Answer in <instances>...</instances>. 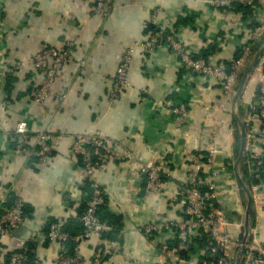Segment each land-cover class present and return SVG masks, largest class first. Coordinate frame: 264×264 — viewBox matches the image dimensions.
<instances>
[{
  "label": "crops",
  "instance_id": "0c3cea01",
  "mask_svg": "<svg viewBox=\"0 0 264 264\" xmlns=\"http://www.w3.org/2000/svg\"><path fill=\"white\" fill-rule=\"evenodd\" d=\"M95 1L0 0V201L9 191L23 199L25 209L20 227L0 241L2 260L21 241H27L33 257L27 264H57L59 246L46 240L45 234L51 222L64 224L76 218L86 197L84 174L71 147L75 135L88 131L103 134L117 143L114 151L128 150L135 159L123 162L110 155L104 163L98 177L104 194L101 217L117 218L113 230L119 233L113 234V240L112 236L93 235L81 241L79 264H157L159 245L167 243L172 233L146 236L142 228L182 220L179 187L187 179L197 138L204 155L207 144L216 148L211 168L217 173V208L230 222L244 221L247 197L238 178L248 188V156L244 148L234 168L240 128L231 100L250 63L236 78L230 101L219 85L181 69L163 46L133 53L129 88L113 100L111 81L123 51L146 38L156 10V20L162 25L171 23L187 52L206 56L223 69L247 45L252 61L264 43V11L257 6L212 7L210 0H113V8L102 17L93 13ZM250 33L259 34L258 41L251 43ZM67 42L73 43L71 58L58 72L45 105L39 107L32 101L31 88L34 82H41V74L28 64L17 71L11 68L45 48H61ZM263 66L264 51L235 103L243 126L250 103L257 102L256 88L264 82H260ZM179 103L194 104L184 119L170 112ZM21 121L27 124L29 143L42 129L51 134L52 156L46 165L13 152V127ZM249 150L259 152L264 160V141L257 138ZM146 161L160 163L163 177L157 193L143 189L138 169ZM252 228L264 247V189L252 196ZM227 233L229 258L235 264L240 250L233 242L239 230L232 225ZM204 254L203 239L195 235L194 246L177 264H199Z\"/></svg>",
  "mask_w": 264,
  "mask_h": 264
},
{
  "label": "built area",
  "instance_id": "2783aa9c",
  "mask_svg": "<svg viewBox=\"0 0 264 264\" xmlns=\"http://www.w3.org/2000/svg\"><path fill=\"white\" fill-rule=\"evenodd\" d=\"M208 3L212 7L220 8H228L232 3H237L249 7L257 6L264 11V0H210ZM112 8L113 0H96L93 13L97 16L106 17ZM156 13L157 10L151 14V29L148 31L146 38L129 45L123 51L111 81L110 98L112 100L118 98L122 90L129 88L128 70L131 57L136 50L148 53L163 46L173 54L181 69L190 74L200 75L219 85L226 101H230L235 91L236 78L239 77L242 69L250 63L248 60L250 58V47L247 45L244 48L241 56L232 62L227 71L210 63L205 58L195 57L187 52L182 41L172 30L171 23L160 24L156 20ZM258 38L259 34H249L251 43L258 41ZM72 47L73 43L67 42L61 48H45L28 60L16 62L12 66L11 69L17 71L28 64L41 74V82H34L31 88V97L35 105L39 107L45 105L58 72L64 62L71 58ZM254 68L255 66L252 69ZM262 77L260 82L264 79V66L262 67ZM256 95L257 102L250 103L244 122V148L248 156L249 168L247 185L251 198L259 194L261 189H264L263 157L259 152L249 150V147L253 146L257 138L264 141V82L256 88ZM57 98V100H60L61 96H57ZM190 104L193 103H179L173 106L170 110L172 116L181 119L186 118L191 107ZM220 107L222 108L223 104ZM29 138L27 124L23 121L17 122L13 127V152L19 156H24L26 159L35 158L37 164L46 165L52 156L51 134L42 129L35 134L33 142L29 143ZM193 143L192 154L188 160L187 179L179 187L178 204L182 213V220L180 222H157L142 228V232L146 236L154 233L171 232L170 240H177L173 246L166 243L159 245L157 264H177L181 259L180 256L189 252L194 246V236L198 234L203 239L206 248V255L200 260L199 264H233L229 258L228 244L230 240L227 233V228L232 225H235L239 230L238 239L233 242V245L237 250L243 247L240 264H264V247L258 243L255 229H249L246 243L242 245L239 237H243V221L230 222L222 211L217 208L215 186L217 173L211 168L214 163L216 148L213 143L207 144V153L204 155L201 152L199 139L197 138ZM117 146L116 142H110L109 138L103 134L92 131L74 136L71 152L79 158L84 181L88 184L89 197L79 217L82 226L79 236L70 237L61 230V225L57 222L48 226L45 239L56 243L61 252L57 264H79L81 260V241L88 240L93 235H102L107 232V228L97 216L103 193L98 181L99 174L110 155L123 162L135 159L132 152L128 150L114 151ZM138 171L143 178L144 191L157 193L160 187L159 177L162 172L160 163L153 161L140 162ZM206 200H209L207 205ZM23 208V199L16 197L13 206L0 216V241L10 238L12 233L23 223ZM26 242L21 241L6 260L0 259V264H24L23 247ZM68 243L71 244V254L68 253Z\"/></svg>",
  "mask_w": 264,
  "mask_h": 264
},
{
  "label": "trees",
  "instance_id": "16d2710c",
  "mask_svg": "<svg viewBox=\"0 0 264 264\" xmlns=\"http://www.w3.org/2000/svg\"><path fill=\"white\" fill-rule=\"evenodd\" d=\"M231 7H236V8H240V9H249L251 7L249 6H244V5H240V4H237V3H232L228 8L226 9H229ZM220 8V7H219ZM151 29V27L149 26V29L148 31ZM260 42L254 44V45H257L259 44ZM196 57V56H195ZM199 57H202V58H206V56H199ZM237 59V58H236ZM235 59V60H236ZM208 60V59H207ZM230 67V66H229ZM229 67L226 69L228 71ZM77 159V162L79 163V165L81 166V163L79 161V158L76 157ZM29 160H32V161H35V158H30ZM162 177H163V174L162 172L160 173V181L162 180ZM84 183V189H85V192H86V197L83 199V203L82 205L78 208L77 210V213H76V218L72 219V221H67L66 223L64 224H60L61 225V230L65 233H67L70 237H77L81 234V229H82V226H81V223L79 221V217L81 215V213L83 212L84 210V206H85V202L87 201L88 197H89V188H88V184L86 181H83ZM143 189H144V186H143ZM202 193H204V191H202ZM16 200V196L12 193V192H7L5 198L0 201V216L3 215L7 210H9L14 202ZM104 200V194L102 193V202ZM102 202L98 208V211H97V216L98 218L100 219V222H102V224L108 228L109 230H107V232H105L104 234L102 235H107L108 238H111V236L113 237L112 240L115 238L113 236V234H117L119 233L118 232V229H116L115 231L113 230V228H115V226L117 225L116 223L118 222L117 221V218L115 217H110V215H104V218L101 217V211H102ZM206 205L209 204V200L207 201L206 200ZM209 207V206H208ZM24 212H25V209L23 208V218H24ZM52 223H56V222H51L50 224ZM49 224V225H50ZM106 236V237H107ZM111 240V239H110ZM240 240H241V237H240ZM177 240H169L166 244H168L169 246H173L175 243H176ZM204 242V241H203ZM68 249H69V254L72 253V248H71V244L68 243ZM205 245V244H204ZM31 246L28 245V242H26V244L24 245L23 247V254H24V257H25V261H24V264H27L31 258H33L31 255H32V251H31ZM206 255V248H205V254L204 256ZM185 256V254H182L180 257L183 258ZM203 256V257H204ZM9 257V256H8ZM202 257V258H203ZM6 260V259H5Z\"/></svg>",
  "mask_w": 264,
  "mask_h": 264
},
{
  "label": "water",
  "instance_id": "95a60500",
  "mask_svg": "<svg viewBox=\"0 0 264 264\" xmlns=\"http://www.w3.org/2000/svg\"><path fill=\"white\" fill-rule=\"evenodd\" d=\"M264 51V43L262 44V46L259 48V50L254 54L252 61L250 62V64L247 66V68L245 69L242 79L238 85V87L236 88V91L232 97L231 100V111L234 115V118L236 119L238 126L240 128V148H239V154L237 157V160L235 162V166L234 168L237 167V165L239 164L242 154H243V150H244V126L241 123L240 119L238 118V116L235 113V103L240 95L241 89L243 87V84L246 80V77L248 75V73L250 72V70L256 65L257 61L259 60V57L261 55V53ZM238 182L241 185L242 190L244 191V193L246 194L247 197V203H246V211H245V216H244V221H243V238H242V245H244L246 243L247 237H248V233H249V212H250V208H251V195L250 192L248 190V188L244 185V183L240 180V178H238ZM243 253V247L240 249L238 256H237V260L235 262V264H240L241 261V256Z\"/></svg>",
  "mask_w": 264,
  "mask_h": 264
}]
</instances>
